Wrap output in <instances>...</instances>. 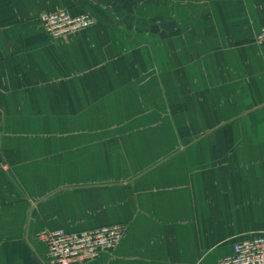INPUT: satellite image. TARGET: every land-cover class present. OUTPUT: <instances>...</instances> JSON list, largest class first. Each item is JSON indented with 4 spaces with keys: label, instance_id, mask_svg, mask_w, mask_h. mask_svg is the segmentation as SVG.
<instances>
[{
    "label": "crops",
    "instance_id": "1",
    "mask_svg": "<svg viewBox=\"0 0 264 264\" xmlns=\"http://www.w3.org/2000/svg\"><path fill=\"white\" fill-rule=\"evenodd\" d=\"M94 24L51 39L42 12ZM264 0H0V264L121 224L85 264H217L264 235Z\"/></svg>",
    "mask_w": 264,
    "mask_h": 264
},
{
    "label": "built area",
    "instance_id": "2",
    "mask_svg": "<svg viewBox=\"0 0 264 264\" xmlns=\"http://www.w3.org/2000/svg\"><path fill=\"white\" fill-rule=\"evenodd\" d=\"M39 21L51 39L74 35L94 24L89 14L74 16L65 9L42 12ZM254 41L264 47V26ZM125 229L121 224H113L77 232L43 230L36 234V238L46 246L47 264H85L101 253H111ZM217 264H264V235L235 243L232 254Z\"/></svg>",
    "mask_w": 264,
    "mask_h": 264
}]
</instances>
